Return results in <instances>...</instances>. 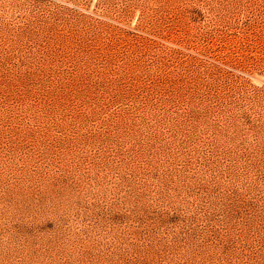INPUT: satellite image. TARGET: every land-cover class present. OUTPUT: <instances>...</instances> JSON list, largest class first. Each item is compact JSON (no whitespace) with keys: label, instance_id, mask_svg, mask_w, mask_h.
I'll use <instances>...</instances> for the list:
<instances>
[{"label":"rangeland","instance_id":"obj_1","mask_svg":"<svg viewBox=\"0 0 264 264\" xmlns=\"http://www.w3.org/2000/svg\"><path fill=\"white\" fill-rule=\"evenodd\" d=\"M0 264H264V0H0Z\"/></svg>","mask_w":264,"mask_h":264}]
</instances>
